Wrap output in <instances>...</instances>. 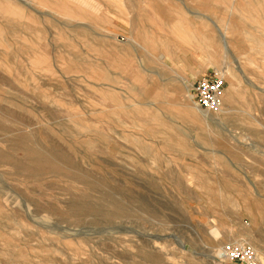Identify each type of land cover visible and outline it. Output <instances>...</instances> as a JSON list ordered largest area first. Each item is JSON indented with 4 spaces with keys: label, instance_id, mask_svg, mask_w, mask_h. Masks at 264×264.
Wrapping results in <instances>:
<instances>
[{
    "label": "rangeland",
    "instance_id": "1",
    "mask_svg": "<svg viewBox=\"0 0 264 264\" xmlns=\"http://www.w3.org/2000/svg\"><path fill=\"white\" fill-rule=\"evenodd\" d=\"M213 75L222 116L190 96ZM228 242L264 264V0H0V264Z\"/></svg>",
    "mask_w": 264,
    "mask_h": 264
},
{
    "label": "built area",
    "instance_id": "2",
    "mask_svg": "<svg viewBox=\"0 0 264 264\" xmlns=\"http://www.w3.org/2000/svg\"><path fill=\"white\" fill-rule=\"evenodd\" d=\"M225 79L219 75L197 79L191 86V99L202 112L211 116L224 113ZM220 261L228 264H263L253 247L228 242L220 251Z\"/></svg>",
    "mask_w": 264,
    "mask_h": 264
},
{
    "label": "bare ground",
    "instance_id": "3",
    "mask_svg": "<svg viewBox=\"0 0 264 264\" xmlns=\"http://www.w3.org/2000/svg\"><path fill=\"white\" fill-rule=\"evenodd\" d=\"M223 38H224V41H225V44H226V48L229 49V46H228V44H227V42H226V36L224 35ZM220 41H221V40H220ZM221 45H222V44H221ZM227 51H228V50H227ZM238 69H239V68H238ZM229 77L234 78V75H233L232 72L230 73ZM231 80H232V79H231Z\"/></svg>",
    "mask_w": 264,
    "mask_h": 264
}]
</instances>
